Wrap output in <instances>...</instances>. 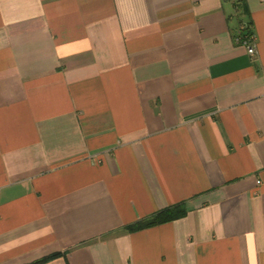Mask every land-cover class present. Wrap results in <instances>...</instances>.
Masks as SVG:
<instances>
[{
    "label": "crops",
    "instance_id": "1",
    "mask_svg": "<svg viewBox=\"0 0 264 264\" xmlns=\"http://www.w3.org/2000/svg\"><path fill=\"white\" fill-rule=\"evenodd\" d=\"M0 264H264V0H0Z\"/></svg>",
    "mask_w": 264,
    "mask_h": 264
},
{
    "label": "trees",
    "instance_id": "2",
    "mask_svg": "<svg viewBox=\"0 0 264 264\" xmlns=\"http://www.w3.org/2000/svg\"><path fill=\"white\" fill-rule=\"evenodd\" d=\"M185 214L184 208L182 205L169 208L167 210H164L162 212L157 213L153 217L137 222L133 225H130L127 227V230L129 232H136L140 230H144L150 227H154L178 218H181Z\"/></svg>",
    "mask_w": 264,
    "mask_h": 264
},
{
    "label": "built area",
    "instance_id": "3",
    "mask_svg": "<svg viewBox=\"0 0 264 264\" xmlns=\"http://www.w3.org/2000/svg\"><path fill=\"white\" fill-rule=\"evenodd\" d=\"M239 40L241 44L246 47L249 55L252 56L256 53L255 37L252 34L249 33L243 34Z\"/></svg>",
    "mask_w": 264,
    "mask_h": 264
}]
</instances>
